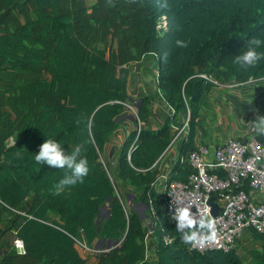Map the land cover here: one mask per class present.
<instances>
[{"label": "trees", "instance_id": "16d2710c", "mask_svg": "<svg viewBox=\"0 0 264 264\" xmlns=\"http://www.w3.org/2000/svg\"><path fill=\"white\" fill-rule=\"evenodd\" d=\"M257 36H264V0H0V249L11 231L25 246L24 253L5 250L0 264H88L78 246L93 249L98 239L118 244L96 264H245L238 251L193 250L176 231L165 195L193 173L187 159L203 128L205 97L230 82L264 78V61L247 69L233 63ZM149 55L173 116L138 128L152 102L143 97L114 175L103 152L131 101L130 65ZM179 116L188 126L162 180L155 163L173 145ZM47 137L69 151L81 146L90 167L83 183L58 195L52 189L64 170L34 159ZM255 138L264 144V133ZM119 184L133 190L150 224L126 209ZM251 256L264 264V249Z\"/></svg>", "mask_w": 264, "mask_h": 264}, {"label": "built area", "instance_id": "2783aa9c", "mask_svg": "<svg viewBox=\"0 0 264 264\" xmlns=\"http://www.w3.org/2000/svg\"><path fill=\"white\" fill-rule=\"evenodd\" d=\"M188 120L176 128L173 143L187 128ZM137 126L141 127L139 121ZM187 160L193 173L187 182L175 181L167 187L165 209L171 217L174 204L187 205L216 226L214 239L191 244V248L201 253L237 251L244 233L257 232L264 237V144L256 138H231L217 147L197 146ZM212 203L219 207L216 217L212 216ZM14 247L20 253L25 251L19 239Z\"/></svg>", "mask_w": 264, "mask_h": 264}, {"label": "crops", "instance_id": "0c3cea01", "mask_svg": "<svg viewBox=\"0 0 264 264\" xmlns=\"http://www.w3.org/2000/svg\"><path fill=\"white\" fill-rule=\"evenodd\" d=\"M148 62H153L155 65L152 72L148 71L150 68L147 67L149 66L147 65ZM130 72L128 90H130L129 95L131 100L137 102L143 97L149 96L152 101L149 116L141 127L155 129L162 126L169 117L173 116V109L165 102L158 90V72L155 57L149 55L143 58L142 61L131 64ZM149 77L153 79L152 85L149 84ZM263 80L264 78L261 80H250L245 84L230 82L219 86L208 94L203 101L201 113L203 128L197 131L195 140L196 147L200 145L217 147L231 138L249 140L264 133L257 129L255 123L258 116H264ZM124 117L123 119L125 120H120V128L109 139L103 152V160L111 165V171L114 175L117 172L116 160L123 143L130 130L136 126L128 115ZM183 122H185V117L179 116L172 126V130L176 131V128L180 127ZM181 139L182 136L155 163L157 169L160 171V178L162 180L168 176V173L179 157ZM161 183L158 187L159 190H162L160 188ZM128 190L133 192L131 188H128ZM125 194L127 192H124ZM100 240L102 239H98L95 244L100 242ZM240 244V250H242L243 257L246 261L245 264H252L251 253L253 250L264 249L263 243L255 240L251 232L244 233ZM152 257H155L154 245H152ZM243 257H241L242 260Z\"/></svg>", "mask_w": 264, "mask_h": 264}, {"label": "clouds", "instance_id": "9594fccd", "mask_svg": "<svg viewBox=\"0 0 264 264\" xmlns=\"http://www.w3.org/2000/svg\"><path fill=\"white\" fill-rule=\"evenodd\" d=\"M178 43L182 42L178 41ZM261 61H264V36L253 37L248 41L244 50L235 55L233 59V63L241 69L254 67ZM255 123L257 129L264 132V116H258ZM91 128L92 125L89 122L90 136ZM34 159L37 164L64 170V175L52 189L57 195L63 192L66 187L83 183L90 172L87 158L81 155V146L69 151L55 138L47 137L39 146V151L34 155ZM170 219L175 221V229L180 233L181 239L193 246L214 239L216 236L214 221L210 218L198 217L197 213L187 205L174 204Z\"/></svg>", "mask_w": 264, "mask_h": 264}, {"label": "rangeland", "instance_id": "374dc122", "mask_svg": "<svg viewBox=\"0 0 264 264\" xmlns=\"http://www.w3.org/2000/svg\"><path fill=\"white\" fill-rule=\"evenodd\" d=\"M147 67L149 68V72H152L155 68V65L153 62H148L147 63ZM148 80H150L149 84H153V79H151L150 77L148 78ZM264 81V80H263ZM130 91V90H128ZM134 102L133 100H131L129 102L128 105H126L127 109H126V114L129 117H135V120H133L134 123L137 122L138 118H137V108H136V104L138 103ZM125 120V119H123ZM106 163V161H104ZM107 164V163H106ZM107 166L109 168H111L110 164H107ZM119 189H117V194L120 197V199L122 200L123 204L125 205L126 209L128 211L131 210L132 207L136 208V210L139 212V215L141 216L142 220L145 222L146 225L150 224V213L147 211V209H145L144 207L140 206L138 203H133L136 199L134 198V193L131 192V190H128L127 187L119 184L118 185ZM124 192H127V194L124 195ZM131 192V193H130ZM27 202V201H26ZM25 202V203H26ZM25 203L22 204L21 208H23L25 206ZM133 204V205H132ZM102 220V218H101ZM103 220H104V216H103ZM152 237L150 236L149 232H148V244H149V255L152 257ZM14 241H15V234L14 232H7L6 236L4 237L3 241H2V247L0 249V255H2V253L5 250L10 249L13 245H14ZM240 246L241 244L239 243L238 246V253L241 257H243V252L242 250H240ZM79 251L81 252V255L83 256V258L87 261L88 264H95L96 263V258L100 253H104L106 250V252L109 251V249L113 248V246L109 247L108 246V242L105 240H100V242H98L97 244H95L93 249L87 248L84 245H80L78 246ZM243 261L244 263H246L244 257H243Z\"/></svg>", "mask_w": 264, "mask_h": 264}, {"label": "water", "instance_id": "95a60500", "mask_svg": "<svg viewBox=\"0 0 264 264\" xmlns=\"http://www.w3.org/2000/svg\"><path fill=\"white\" fill-rule=\"evenodd\" d=\"M140 102L141 101H139L137 104H136V108H137V110H139L140 109ZM129 117V116H128ZM123 118H125V117H122V118H120L119 120H118V122H120V120H122ZM127 118V117H126ZM134 118L135 117H130V119L131 120H134ZM218 213H219V207H218V205L217 204H215V203H212V216L213 217H216L217 215H218ZM100 217H102V215H100ZM99 231H100V228H99ZM116 244H118L117 242H113V241H109L108 242V246L109 247H111V246H116ZM111 249V248H110Z\"/></svg>", "mask_w": 264, "mask_h": 264}]
</instances>
